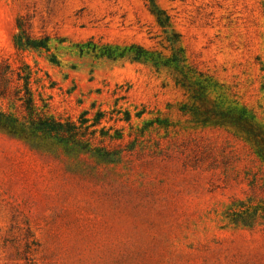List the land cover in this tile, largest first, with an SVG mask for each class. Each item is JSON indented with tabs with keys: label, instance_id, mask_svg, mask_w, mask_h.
<instances>
[{
	"label": "rangeland",
	"instance_id": "obj_1",
	"mask_svg": "<svg viewBox=\"0 0 264 264\" xmlns=\"http://www.w3.org/2000/svg\"><path fill=\"white\" fill-rule=\"evenodd\" d=\"M26 77L82 130H0V264H264V0H0Z\"/></svg>",
	"mask_w": 264,
	"mask_h": 264
},
{
	"label": "trees",
	"instance_id": "obj_2",
	"mask_svg": "<svg viewBox=\"0 0 264 264\" xmlns=\"http://www.w3.org/2000/svg\"><path fill=\"white\" fill-rule=\"evenodd\" d=\"M158 14L161 15V12L158 11ZM21 78L19 74V79ZM23 85L25 92L18 95L22 99V106L25 110L24 121L20 123L12 114L0 111V130H7L11 136L20 137L26 141L30 135L53 138L60 142L74 141V137L78 136L79 131L82 130L81 124L75 120H61L55 117L48 108L39 107L35 102L27 77Z\"/></svg>",
	"mask_w": 264,
	"mask_h": 264
}]
</instances>
